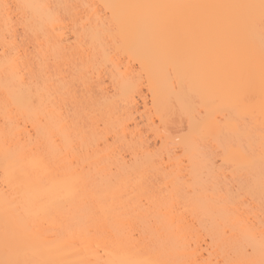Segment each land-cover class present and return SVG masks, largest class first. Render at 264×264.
I'll use <instances>...</instances> for the list:
<instances>
[{"label":"bare ground","instance_id":"obj_1","mask_svg":"<svg viewBox=\"0 0 264 264\" xmlns=\"http://www.w3.org/2000/svg\"><path fill=\"white\" fill-rule=\"evenodd\" d=\"M0 264H264V0H0Z\"/></svg>","mask_w":264,"mask_h":264},{"label":"rangeland","instance_id":"obj_2","mask_svg":"<svg viewBox=\"0 0 264 264\" xmlns=\"http://www.w3.org/2000/svg\"><path fill=\"white\" fill-rule=\"evenodd\" d=\"M15 27V38L16 42L18 43V46L25 51L27 56L29 58L32 57L34 52V42L32 38L27 34L23 28L20 25H17V23L14 24ZM60 70L64 76H66V79L70 82V88L72 90L73 98L71 101H69V107L72 108L73 106L76 107V105L80 106L84 104L85 98H88L89 96H92L93 98H96L99 94V87L98 82H94L90 85V87L84 86L83 82L77 78H74L73 76L74 71L71 67L65 65V64H55L50 63L49 70ZM100 86L103 87L104 91L107 93H113V85L110 81L109 72H103L102 77L99 79ZM90 88V91H89ZM135 102L132 106V108L129 110L125 108V105L123 103H120V113L123 118H127L130 120L128 122L129 129H127V140H131L133 137V140H142L144 142V146L147 145L149 147L148 149H151L152 151H156L161 146V140L160 138L155 134L154 131V124L149 119L150 116V110H151V97L147 91V88L143 86L141 93H137L135 95ZM84 102V103H83ZM85 106V105H84ZM83 105L80 107L82 108ZM127 120V121H129ZM157 123V122H156ZM114 134H109V141H113L115 139ZM118 152L120 151L121 155L125 157V159L130 160L131 155L130 151L127 149V145L125 143H122L120 141L116 142ZM146 147V146H145ZM218 163H219V159ZM146 181L150 183L152 186H159L160 185V176L154 171V170H148L146 172ZM241 182H244L242 180ZM238 186V185H237ZM236 186V188H237ZM239 187V186H238ZM241 191L243 193H241ZM241 197L249 203L250 205L255 206V208H259V206H256L253 202V196L249 193H246L243 189H240ZM260 209V208H259ZM262 212V211H260ZM203 243V247H204ZM247 253H252V249L247 246Z\"/></svg>","mask_w":264,"mask_h":264}]
</instances>
